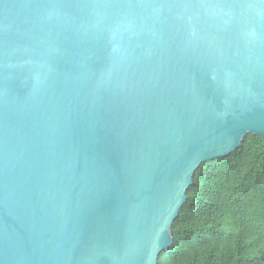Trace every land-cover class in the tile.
<instances>
[{"label":"water","instance_id":"95a60500","mask_svg":"<svg viewBox=\"0 0 264 264\" xmlns=\"http://www.w3.org/2000/svg\"><path fill=\"white\" fill-rule=\"evenodd\" d=\"M249 133L264 0H0V264H158Z\"/></svg>","mask_w":264,"mask_h":264},{"label":"trees","instance_id":"16d2710c","mask_svg":"<svg viewBox=\"0 0 264 264\" xmlns=\"http://www.w3.org/2000/svg\"><path fill=\"white\" fill-rule=\"evenodd\" d=\"M158 264H264V137L204 162Z\"/></svg>","mask_w":264,"mask_h":264}]
</instances>
